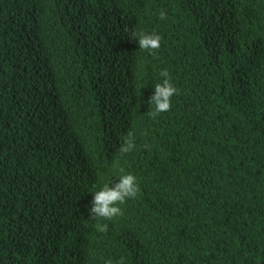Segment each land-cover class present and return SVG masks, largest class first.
Returning <instances> with one entry per match:
<instances>
[{
  "label": "trees",
  "instance_id": "1",
  "mask_svg": "<svg viewBox=\"0 0 264 264\" xmlns=\"http://www.w3.org/2000/svg\"><path fill=\"white\" fill-rule=\"evenodd\" d=\"M121 260L264 264V0H0V264Z\"/></svg>",
  "mask_w": 264,
  "mask_h": 264
},
{
  "label": "clouds",
  "instance_id": "2",
  "mask_svg": "<svg viewBox=\"0 0 264 264\" xmlns=\"http://www.w3.org/2000/svg\"><path fill=\"white\" fill-rule=\"evenodd\" d=\"M165 18V13H160V19ZM132 37L138 39L139 47L141 50H158L160 48L161 36L145 32H133ZM163 78L161 83H157L154 88V95L151 97L149 104L153 106V110L148 114L155 118L156 115L170 110L171 97L177 93V89L171 83L168 71L165 69L160 72ZM135 147L132 134L129 133L124 139L119 151L121 153H128ZM147 147V146H145ZM124 172L123 169L120 170ZM139 192V186L136 177L132 174H122L119 182L114 187H109L106 183L101 190L94 193V199L90 207L89 219L96 220H111L114 217L122 215V210L118 205H123L127 199L135 198ZM98 231L105 232L107 225H96ZM110 264V262H109ZM120 264H123L121 260Z\"/></svg>",
  "mask_w": 264,
  "mask_h": 264
}]
</instances>
